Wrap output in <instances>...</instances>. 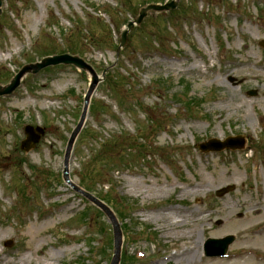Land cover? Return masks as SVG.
I'll return each instance as SVG.
<instances>
[{
    "label": "rangeland",
    "instance_id": "374dc122",
    "mask_svg": "<svg viewBox=\"0 0 264 264\" xmlns=\"http://www.w3.org/2000/svg\"><path fill=\"white\" fill-rule=\"evenodd\" d=\"M173 1L175 11L150 13L118 52L143 6ZM2 2L0 86L62 54L81 57L99 79L69 175L123 211L120 264L125 256L136 258L128 264H178L201 239L196 264H264V249L250 240L264 227V0ZM92 84L88 73L55 67L0 98V264H111V224L62 177ZM26 126L45 130L29 153L21 149ZM238 136L242 151L197 149ZM202 179L195 193L190 186ZM227 236L235 238L227 254L238 258H206L207 240Z\"/></svg>",
    "mask_w": 264,
    "mask_h": 264
},
{
    "label": "water",
    "instance_id": "95a60500",
    "mask_svg": "<svg viewBox=\"0 0 264 264\" xmlns=\"http://www.w3.org/2000/svg\"><path fill=\"white\" fill-rule=\"evenodd\" d=\"M178 4L176 2H172L170 4H167L165 6H159V5H148L144 8H142L139 12L138 17L134 20L129 22L127 26V30L123 31L121 35V42L119 51L124 48L128 43V36L129 33L136 27L140 26L143 21L148 17L149 13L151 12H157V13H163V12H169L173 11L177 8ZM2 7V0H0V14L2 13L1 10ZM60 65L65 66H74L80 70H83L84 72H87L93 77V84L91 86V89L89 93L87 94L85 98V107L84 111L81 117V120L73 132L71 139L69 141L66 155H65V161H64V180L65 182L70 185L77 193L83 195L86 197L89 201H91L96 207H98L100 210H102L106 216L108 217L110 223L113 226V232H114V256L112 259L111 264H120L121 259V248H122V242H123V234L120 228V224L112 212V210L107 207L105 204L100 202L98 199L93 197L92 195L86 193L82 189L76 187L72 181L70 180L69 175V161L71 157V153L75 144V141L82 131L86 117L88 112V106L90 103L91 94L94 90V88L99 83V79L94 73V70L90 65H88L83 59H81L78 56H71V55H60V56H53L48 57L42 60L40 63L31 64L29 66L24 67L18 75L14 77V79L11 81L10 84L7 86H0V97L4 96H10L12 95L21 85L23 79L25 76L29 74L37 75L42 70L49 68V67H56ZM255 92H252L251 95H255ZM26 134V140L22 142V149L29 153L30 151L34 150L36 146L40 143L42 137L45 135V130L42 128H33L31 126H27L25 129ZM245 142L243 140H236V139H228L226 142L221 143L217 140H211L207 143L201 144L198 146L199 150L203 153H209V152H221L225 149H244ZM233 188L223 189L217 193L219 197L225 196L230 191H232ZM234 242L233 237H228L224 240H209L206 247V255L208 257H223L226 255L229 245H231ZM13 243L8 242L6 246H11Z\"/></svg>",
    "mask_w": 264,
    "mask_h": 264
},
{
    "label": "bare ground",
    "instance_id": "6f19581e",
    "mask_svg": "<svg viewBox=\"0 0 264 264\" xmlns=\"http://www.w3.org/2000/svg\"><path fill=\"white\" fill-rule=\"evenodd\" d=\"M264 70V69H263ZM247 119L249 117H246ZM205 182H204V179L201 180L200 184L196 185V186H190L191 188L195 189V193H200L202 192L203 188L205 187ZM187 216H190L191 214H187L185 213ZM184 214V215H185ZM183 215V214H180V216ZM255 222H258L260 219H261V212L260 211H255ZM161 216H159L158 218H160ZM200 217H202L201 221L202 222H206V217L204 216H201L200 214ZM199 217V218H200ZM242 224V223H241ZM245 224V223H243ZM181 224H176V226H180ZM241 227V226H240ZM242 227L244 228L245 226L242 225ZM188 233H186V236L189 237V238H193L195 237L196 235V229H191V230H187ZM183 237V236H182ZM255 238V239H253ZM203 240V239H201ZM199 241L198 243L195 244V247H191V249H187L185 251H183L176 259H177V263L178 264H182V262H184L185 264H196L197 262V257H198V254L201 249V246L203 244L202 241ZM252 242H254V244L258 243V246H260L261 249H264L259 241H264V227L262 229H260L251 239H250ZM262 246V247H261ZM254 247V246H253ZM253 249V248H252ZM251 248H249L248 250H246L247 252H250L252 250ZM254 250V249H253ZM244 253L243 251L241 252V254H239V258H241V256H243V254H247ZM262 253V252H261ZM238 258V255L237 254H234V255H229L228 256V259H237ZM25 262V261H24ZM259 262H264V254L262 253V260H259ZM236 263V262H235Z\"/></svg>",
    "mask_w": 264,
    "mask_h": 264
},
{
    "label": "trees",
    "instance_id": "16d2710c",
    "mask_svg": "<svg viewBox=\"0 0 264 264\" xmlns=\"http://www.w3.org/2000/svg\"><path fill=\"white\" fill-rule=\"evenodd\" d=\"M74 23H75V22H72V24H74ZM62 31H63V30H62ZM63 32H65V31H63ZM48 55H49V54H48ZM134 148H135V147H130V150H129V151H133ZM84 187H85L86 190L91 191L89 187H86V186H84ZM107 195H108V196L105 197V199H106V198H111L109 192L107 193ZM114 201H115L114 199H110V200H107L106 203H107L109 206L112 207V206L114 205ZM123 203H124L123 205H125V206L128 205V202H127L126 199L123 200ZM122 207H123V206H122ZM113 209H114V208H113ZM122 212H123V211L116 210V214H117V216H119L120 218H123V216H122L123 213H122ZM126 229H127V227H123V230H124L125 232H127ZM135 261H136V258H135V257H126V256L124 257V262H125V264H128V262H129V263H133V262H135Z\"/></svg>",
    "mask_w": 264,
    "mask_h": 264
}]
</instances>
